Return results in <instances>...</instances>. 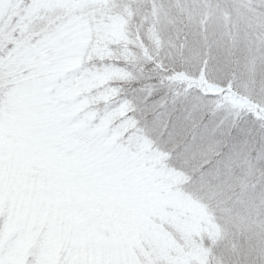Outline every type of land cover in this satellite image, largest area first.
Listing matches in <instances>:
<instances>
[{
  "label": "snow or ice",
  "instance_id": "obj_1",
  "mask_svg": "<svg viewBox=\"0 0 264 264\" xmlns=\"http://www.w3.org/2000/svg\"><path fill=\"white\" fill-rule=\"evenodd\" d=\"M0 264H264V0H0Z\"/></svg>",
  "mask_w": 264,
  "mask_h": 264
}]
</instances>
